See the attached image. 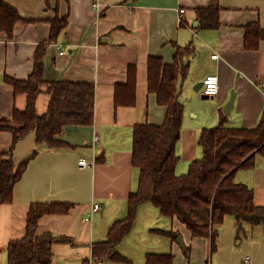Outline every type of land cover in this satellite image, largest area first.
<instances>
[{"label": "crops", "instance_id": "1", "mask_svg": "<svg viewBox=\"0 0 264 264\" xmlns=\"http://www.w3.org/2000/svg\"><path fill=\"white\" fill-rule=\"evenodd\" d=\"M3 1L17 10L20 20L12 38L0 33V120H10L14 109L22 111L26 106V96H14L13 88L3 82L4 75L17 80L28 78L36 48L49 38V21L57 16L67 17V26L57 43L47 48L45 82L92 83L94 121L91 126L66 130L59 136L71 148L42 147L28 162L14 186L12 203L0 205V264H7L8 244L23 238L33 203L72 205L65 215H45L38 220L37 236L50 233L71 241L52 246V264H136V259L138 264H144L147 253H172L173 264H246V257L248 264H264L263 227L246 226L238 239L230 217H225L220 226L214 254L209 239L191 237L185 226L172 218L170 229L152 224L145 231L154 238H143L135 249L137 255L116 250L124 241H131V230L115 246L129 260L127 263L92 257L94 244L107 239L101 235V223L110 229L115 221L125 218L127 198L138 187L139 171L131 162L133 127L145 123L161 125L165 118L166 108L159 106L155 95L148 92V57L158 56L172 64L177 46L191 45L195 50L188 60V74L179 96L184 115L176 147V174H183L201 156L197 144L200 131L218 124L231 93L235 98L230 115H226L229 126L250 129L260 120L264 88L258 86L264 81V41L257 50L248 51L243 36L244 26L250 22L258 21L264 29V0H218L220 27L216 30L196 29L195 9L207 7L210 0ZM95 3L101 5L98 10L92 7ZM212 55L217 58L212 59ZM129 66L136 68V103L116 108L114 88L126 82ZM208 75L218 77L219 90L216 96L202 99L201 90L199 95L194 88ZM46 88L47 84L42 86L36 99L38 115L48 109L50 97ZM11 145V133L2 132V152L7 153ZM35 149L32 132L15 145L14 163H22ZM80 160L90 166L80 167ZM235 181L250 187L256 206H264V156L256 158L253 169L239 170ZM94 204L99 210L92 213ZM155 229L175 231L182 245L154 233Z\"/></svg>", "mask_w": 264, "mask_h": 264}, {"label": "trees", "instance_id": "2", "mask_svg": "<svg viewBox=\"0 0 264 264\" xmlns=\"http://www.w3.org/2000/svg\"><path fill=\"white\" fill-rule=\"evenodd\" d=\"M47 2V0H46ZM49 3H47V6ZM221 8L218 0L207 7L196 8L199 30L220 27ZM20 20L17 10L0 0V33L12 38L15 24ZM49 38L38 45L33 58V70L25 80L4 75L3 82L13 88L14 96H26L25 109L13 110L10 120H0V134L9 132L12 145L7 153L0 148V205L11 204L14 186L21 179L28 162L39 149L71 148L59 136L69 126H91L94 121V85L89 82H45L44 58L49 45L55 44L67 26V17L57 16L49 21ZM264 41V29L258 21L244 26L243 43L248 51L258 49ZM195 55L191 45L177 46L173 63L161 57L147 60V88L159 106L166 108L161 125L137 124L132 134V165L139 171L137 190L127 198L126 217L115 221L104 242L94 244L93 258H108L114 263L129 260L115 246L132 230L141 205L151 204L166 218H176L193 238H207L211 254L216 253L220 226L225 217L234 221L235 237L241 238L245 227L264 229V206H256L253 190L235 181L239 170L253 169L258 156H264V109L254 128L231 127L228 117L220 113L215 127L200 131L197 144L200 158L192 161L186 173L176 174L179 156L176 152L181 138L184 106L179 100L180 86L188 74L189 58ZM47 84V112L36 113V99ZM136 103V68L129 66L125 83L114 88V106L132 107ZM35 133L36 149L22 163L12 158L15 145L29 133ZM98 162L103 161L98 159ZM70 204L33 203L30 205L22 239L11 241L7 248V264H52V246L71 242L69 238L50 233L36 235L38 220L45 215H65ZM154 233L175 241L173 230L155 229ZM172 253H147L144 264H173Z\"/></svg>", "mask_w": 264, "mask_h": 264}, {"label": "rangeland", "instance_id": "3", "mask_svg": "<svg viewBox=\"0 0 264 264\" xmlns=\"http://www.w3.org/2000/svg\"><path fill=\"white\" fill-rule=\"evenodd\" d=\"M197 94L201 95L198 91ZM189 103V102H188ZM187 104V103H186ZM187 172V171H186ZM184 174V173H183ZM182 175V174H178ZM152 224H155L160 227H164L165 229H170L171 220L162 216L159 210L155 209V207L144 204L138 209L136 221L133 225V235L131 237V241L123 242L116 250L118 251H126V253L137 255V251L135 249L139 247L143 242L141 241L143 238H154L149 237L145 231H147ZM150 240V239H149ZM138 259H136V264H138Z\"/></svg>", "mask_w": 264, "mask_h": 264}, {"label": "built area", "instance_id": "4", "mask_svg": "<svg viewBox=\"0 0 264 264\" xmlns=\"http://www.w3.org/2000/svg\"><path fill=\"white\" fill-rule=\"evenodd\" d=\"M94 9L98 10L101 5L99 3H95L93 4L92 6ZM184 10H180V13H183ZM58 47L62 48L63 45L62 44H58ZM60 54H62V52H60ZM212 59H216L217 58V55H212L211 56ZM260 89L264 88V81H262L259 86H258ZM201 92L203 95H206L210 98L214 97L217 95L218 93V90H219V82H218V77L216 75H208L204 78L203 80V86L201 87ZM94 141L96 142L97 141V138L94 139ZM79 166L82 167V168H86L88 166H90L86 160H80L78 162ZM99 210V206L97 204H94L92 206V209H91V212L94 213L96 211ZM249 262V258H245V263L248 264Z\"/></svg>", "mask_w": 264, "mask_h": 264}, {"label": "water", "instance_id": "5", "mask_svg": "<svg viewBox=\"0 0 264 264\" xmlns=\"http://www.w3.org/2000/svg\"><path fill=\"white\" fill-rule=\"evenodd\" d=\"M202 86H203V82H199L195 86L194 90L196 92H198L201 89ZM201 98L202 99H209L210 97H208L206 95H202ZM234 98H235L234 93H231L230 99L228 100V102L223 107V114L224 115H230V112H231V110H232V108L234 106ZM73 129H75V127H72V126H69V127L66 128L67 131H70V130H73ZM108 230H109V225L101 223V235L103 237H106L107 236ZM176 242L178 244L182 245V240H181V237L180 236L177 237Z\"/></svg>", "mask_w": 264, "mask_h": 264}]
</instances>
